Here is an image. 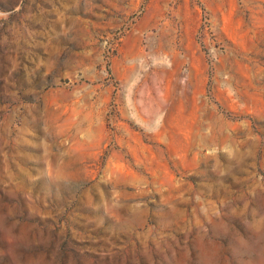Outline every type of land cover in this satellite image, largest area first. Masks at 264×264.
Masks as SVG:
<instances>
[{
    "label": "rangeland",
    "instance_id": "374dc122",
    "mask_svg": "<svg viewBox=\"0 0 264 264\" xmlns=\"http://www.w3.org/2000/svg\"><path fill=\"white\" fill-rule=\"evenodd\" d=\"M0 264H264V0H0Z\"/></svg>",
    "mask_w": 264,
    "mask_h": 264
}]
</instances>
